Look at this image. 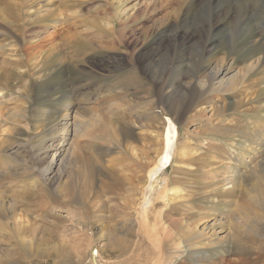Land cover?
<instances>
[{
    "label": "rangeland",
    "instance_id": "1",
    "mask_svg": "<svg viewBox=\"0 0 264 264\" xmlns=\"http://www.w3.org/2000/svg\"><path fill=\"white\" fill-rule=\"evenodd\" d=\"M20 14L35 25L23 40H5L14 35L1 33L3 20ZM94 18L102 28L89 23ZM0 46V264H149L157 250L145 216L159 233L168 230L162 264H264V174L245 154L247 175L231 178L245 150L239 132L264 119V97L253 94L264 84L247 87L244 104L224 95L214 111L211 103L222 102L212 95L180 111L191 73L218 57L240 67L262 54L264 0H3ZM19 48L36 65L14 68L27 75L6 86L3 51ZM263 67L247 81L257 84ZM67 111L85 134L44 172ZM136 115L143 126L134 125ZM167 118L176 150L165 148ZM155 167L152 188L170 183L145 211ZM213 218L230 225L222 224L226 242L183 247L187 226Z\"/></svg>",
    "mask_w": 264,
    "mask_h": 264
},
{
    "label": "bare ground",
    "instance_id": "2",
    "mask_svg": "<svg viewBox=\"0 0 264 264\" xmlns=\"http://www.w3.org/2000/svg\"><path fill=\"white\" fill-rule=\"evenodd\" d=\"M3 1V0H0V2ZM180 2L182 3L183 1H179V5H180ZM256 2V1H255ZM254 2V3H255ZM257 3V2H256ZM178 14V13H177ZM30 17V16H29ZM178 17V16H177ZM26 18V17H25ZM53 18V17H52ZM56 18V17H55ZM175 18H176V15H175ZM27 19V18H26ZM95 20H90L89 23L92 25V26H97V27H100V22L102 21H98L96 18H94ZM231 19V18H230ZM10 20V19H9ZM3 20V23L5 22V27L7 28L6 31H2L1 33L2 34H12L14 36H10V37H6L5 40H7L8 38H18L20 40H23V37H24V29H26L25 27L27 26H30V27H33L32 25H35L34 22H29V20H26L24 21L23 19V16H21V14L15 19V20ZM101 20V19H100ZM176 20V19H175ZM233 20V19H232ZM231 20V22H232ZM50 21V20H49ZM55 21V19H54ZM19 23L20 26H13L12 23ZM48 22V21H47ZM104 22V21H103ZM222 22V21H221ZM63 24V23H62ZM67 24V23H66ZM225 24V23H224ZM223 24V25H224ZM220 25V23L218 24ZM223 25H220V26H223ZM229 25V24H228ZM231 25V24H230ZM229 27H233V26H230ZM40 26V25H39ZM42 26V24H41ZM4 27V29H5ZM19 27V28H18ZM45 27V26H44ZM70 27V26H69ZM218 27V26H217ZM227 27V28H229ZM13 28H17V29H13ZM29 28V27H28ZM27 28V29H28ZM102 28V27H100ZM230 30H232L231 28H229ZM15 30V31H13ZM29 30V29H28ZM27 30V31H28ZM106 30V29H105ZM108 30V31H107ZM105 34L106 35H109V29H107ZM25 38V37H24ZM16 39V40H18ZM43 40V39H42ZM76 40V35L73 36V41ZM25 41V40H24ZM26 42V41H25ZM28 43V42H27ZM30 44V43H29ZM70 44V43H69ZM6 45V44H5ZM26 45V44H25ZM35 45V44H34ZM72 45V43L70 44ZM2 46V45H1ZM0 46V49H3V47ZM8 46V45H7ZM32 47V45H31ZM37 47V46H36ZM10 49V48H8ZM28 49V48H27ZM29 50V49H28ZM27 50V51H28ZM84 50V49H83ZM9 51V54L8 52ZM26 50H24L23 48H19V49H16V50H4L3 51V54H6L4 55L5 59L6 60V68H5V71L3 72L5 75H6V80H5V85L7 84L8 85V81H7V78L8 80L12 77H19V78H24L25 75L27 74H23L21 75L20 74H17L15 73L16 71H13L14 68H21V67H25V66H35L34 65V57L33 55H31L29 52H27ZM7 52V53H6ZM10 53H13L14 54V59ZM147 55V54H146ZM12 58H11V57ZM10 58V59H9ZM44 58V57H43ZM151 59V58H150ZM152 60V59H151ZM151 60H148V61H151ZM226 60V59H225ZM224 60V57H218L216 59H214V61L212 63H209L207 65L206 68H204V70L201 72V71H195L193 73H191V77L185 81L184 85L186 88H189L190 89V93H191V97H190V101L188 104H186L182 110V112H186L188 111L191 107H194L196 106L198 103H200L202 101V103H206L207 99L211 98L212 95H215L216 97L220 98L221 99V102H222V96L224 95H232L235 102L233 103H236V105L238 104H241L243 102L246 101V97H248V95L246 94L247 92V87H256L258 86V84H264V77L261 79H258L257 80V84H255L254 82H248V77L249 75L261 68L262 64L264 63V50L262 52V54H259L258 56H255L253 58H251L249 61H247L246 63H244L243 65H241L240 67H232L231 63L229 62H226ZM44 61V60H43ZM45 62V61H44ZM33 63V64H32ZM40 63V62H39ZM234 63V62H233ZM185 64V63H184ZM189 64V63H188ZM34 68V67H33ZM37 68V67H36ZM191 68V67H190ZM35 69V68H34ZM134 69V68H133ZM138 69V68H137ZM17 70V69H16ZM33 70V69H32ZM262 70V74H264V67ZM31 72V70H29ZM134 71V70H133ZM258 71V70H257ZM187 72V71H186ZM29 73V72H28ZM32 73V72H31ZM184 73V72H183ZM39 74V73H38ZM30 76H32L31 74H29ZM134 75V74H133ZM186 75V74H185ZM187 76V75H186ZM253 77V76H252ZM262 77V75H261ZM5 79V78H4ZM255 79V78H254ZM2 80V79H1ZM252 81V80H251ZM11 82V81H10ZM12 83V82H11ZM10 83V84H11ZM4 85V86H5ZM6 85V86H7ZM253 85V86H251ZM5 86V87H6ZM14 86V85H13ZM4 87V88H5ZM249 87V88H250ZM0 88H3L1 85H0ZM255 89V88H254ZM254 97H261L263 96L264 97V86L259 88L258 90L254 91ZM186 96V95H184ZM3 98V97H1ZM184 98V97H183ZM233 100V101H234ZM214 103H211V107L212 109H214V111H218L220 110L222 107V104L223 102L221 103V105H219V103L217 104V102L213 101ZM160 103V102H159ZM244 104V103H243ZM242 104V105H243ZM194 105V106H193ZM113 106V104L111 105ZM262 106H264V103H262ZM223 107H225L223 105ZM180 109V108H178ZM1 113V112H0ZM2 114V113H1ZM0 114V115H1ZM3 115V114H2ZM2 115L0 117H2ZM75 115V114H74ZM72 115L70 112H66L63 119L61 120V126H62V130L64 132L63 134V139L59 142V144H57L58 146H53V144L51 145H48L47 148H46V154L48 156V160L45 159L46 161V168L44 170V172H47L48 171H51V168L54 164H56L57 162H59V164H61L64 160V158L66 157V155H68L69 151L71 152H74L73 150V147L77 146V142H75V139L78 138L76 137V135L79 133H83L84 132V125H82L81 123H77V121L75 120V116ZM132 115H134L132 113ZM131 115V116H132ZM248 115V114H247ZM143 118L142 115H136L134 116V125L135 126H143L141 125V119ZM262 118V117H261ZM262 121L260 120H257L255 121V124L252 125V124H247L245 126V129H243V131H240L239 132V136H241L242 139H244V144H245V150L244 152L242 153V156L240 155V159L243 161H240L242 166L240 165L237 169H232L231 171V178L232 180L235 179V176H238L240 178H244V175L246 174L247 175V169H246V165H247V162H250L252 159L253 161L255 160L257 162V166L259 167V172L260 173H263L264 174V119H261ZM2 120H0V123ZM5 122V121H4ZM3 122V123H4ZM83 123V122H82ZM167 123H168V127H167V130L165 132V148L168 149L169 147L173 145H175V150H176V135H177V129L174 128V124L172 123V121L167 118ZM59 124V123H58ZM86 127V126H85ZM61 128V127H60ZM59 129V128H58ZM228 131V130H227ZM85 134V133H83ZM79 147V146H77ZM76 147V148H77ZM79 149V148H78ZM174 150V152H175ZM29 151V150H28ZM234 151V150H232ZM40 152V151H39ZM70 152V154H71ZM236 152V151H235ZM182 154V153H181ZM232 154V153H231ZM236 154V153H235ZM245 154H249L248 155V158H250L249 160H245ZM215 155V154H214ZM213 155V157H215ZM47 156H44V158ZM71 156V155H70ZM233 156V155H232ZM223 157V156H222ZM236 157V156H235ZM28 158V157H27ZM67 158V157H66ZM215 159V158H214ZM221 159V158H220ZM219 157L217 162L220 164V160ZM44 161V162H45ZM66 161V160H65ZM161 161V160H160ZM43 163V162H42ZM163 164V163H162ZM218 164V165H219ZM261 164H263V166H260ZM60 166V165H59ZM231 167V166H230ZM228 167V168H230ZM246 169V171H245ZM43 170V169H42ZM158 169H153L152 171H150V185H151V190L154 191V195L156 194V196L152 197V199H148L146 201V204L147 206L144 207L145 211H147L150 206L152 207V205L154 203L157 202V200H160V199H165V194H167V190H168V185H169V181L167 179H163V185L157 189V183L154 185V188H152V185L154 184L152 182L151 179H153V176L156 175V171ZM253 170V169H252ZM257 171H258V168H257ZM60 172V171H59ZM246 172V173H245ZM58 173V172H57ZM154 173V174H152ZM257 172H255L256 174ZM45 174V173H44ZM61 174V173H59ZM211 174V173H210ZM225 174V173H224ZM248 174H253L252 171H249ZM258 174V173H257ZM212 175V174H211ZM211 175H209L211 177ZM44 176V175H43ZM46 176V175H45ZM55 176V175H54ZM259 176V174H258ZM246 177V176H245ZM264 178V175L262 176ZM52 178V177H51ZM55 178V177H53ZM58 178V177H57ZM166 178V177H165ZM214 178V177H212ZM248 178V176H247ZM56 179V178H55ZM55 179L52 181L54 183ZM207 179V178H206ZM154 180V179H153ZM229 180V179H228ZM228 180H225V181H228ZM231 180V181H232ZM61 181V180H59ZM48 182V181H47ZM224 183V181H223ZM255 183V182H254ZM229 184V183H228ZM58 185V184H57ZM56 185V186H57ZM230 185V184H229ZM225 186V185H224ZM254 186V185H253ZM256 186V185H255ZM230 187V186H229ZM252 187V186H251ZM249 190H252V189H255V187L251 188ZM225 189H228L227 188H224ZM232 189V188H231ZM234 189V188H233ZM232 189V190H233ZM56 190V189H55ZM151 190L149 191L151 193ZM172 190V189H171ZM230 190V189H228ZM227 190V191H228ZM148 191V190H147ZM254 191V190H253ZM57 192V191H56ZM250 192V191H249ZM252 193V191H251ZM161 201V200H160ZM164 200H162L163 202ZM145 205V204H144ZM143 205V206H144ZM164 205H165V202H164ZM141 206V205H140ZM155 207V206H153ZM164 207V206H163ZM143 209V208H142ZM143 209V210H144ZM147 209V210H146ZM153 209V208H152ZM155 210V209H154ZM143 211V212H145ZM152 212V210H151ZM148 213V212H147ZM143 214H146V213H143ZM152 214V213H150ZM182 214V213H180ZM148 215V214H147ZM153 216V215H151ZM150 216V217H151ZM144 217V215L142 216V218ZM154 217V216H153ZM152 218V217H151ZM157 218V217H156ZM159 218V216H158ZM157 218V219H158ZM172 218V217H171ZM205 218V217H204ZM138 219V218H137ZM140 219V218H139ZM154 220H156L155 218H152ZM203 219V218H202ZM142 220V219H141ZM181 220V219H180ZM184 220V219H183ZM213 223L211 225H208V222H202L200 223L199 225H195L194 227L191 228V226H187L186 228V234L183 238V240H181L182 244H183V247H186L188 249H194L197 247H200V246H211V245H215V244H219L220 243H224L226 242L227 240V237L225 236H221L220 234L221 233H225V231L223 230V225L224 223H226V225L228 224V222H222L221 220H215V218H213ZM131 222V221H130ZM142 222H144L143 224L145 225V229H146V234H147V237H148V240L151 244V246H153L156 250H157V254L155 257H150V259H148V263L149 264H162L163 262V243H164V234H168V230L166 227L162 228L164 230V233L160 232L158 229L156 228V226L158 225L156 222H152L151 224V221L150 219L148 218V216H145L142 220ZM158 223L161 222V221H157ZM181 222V221H180ZM153 223H156L153 225ZM182 223V222H181ZM142 225V226H144ZM216 225H219L220 227L219 228H215L214 226ZM229 225V224H228ZM230 226V225H229ZM159 228V227H158ZM157 229V230H156ZM157 231V232H156ZM238 232V231H237ZM240 232V231H239ZM229 235V234H228ZM230 237V236H229ZM235 239V238H234ZM233 240V239H232ZM176 243V242H175ZM177 247V246H175ZM151 249V248H150ZM174 249V248H172ZM155 250V251H156ZM183 250V249H182ZM196 251V250H195ZM194 251L193 255L197 258L196 260H199L203 257V254H198ZM174 252V251H173ZM199 252V251H198ZM185 253V252H184ZM201 253V252H200ZM177 254V253H176ZM180 254V253H179ZM146 255V254H145ZM178 255V254H177ZM181 255V254H180Z\"/></svg>",
    "mask_w": 264,
    "mask_h": 264
}]
</instances>
